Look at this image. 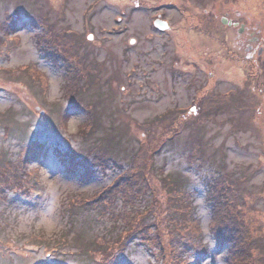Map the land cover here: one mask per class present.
<instances>
[{
	"label": "rangeland",
	"instance_id": "rangeland-1",
	"mask_svg": "<svg viewBox=\"0 0 264 264\" xmlns=\"http://www.w3.org/2000/svg\"><path fill=\"white\" fill-rule=\"evenodd\" d=\"M15 6L13 22L17 25L29 19L32 12L37 17L31 16V23L40 30L45 31L48 22L55 33L68 28L77 34L68 37V43L84 38L82 46L88 49L85 61L95 59L91 67L100 69L95 70L98 82H90L81 105L94 107L98 130H92L88 138L83 132L86 126L81 128V123L88 117L83 107L73 108L67 127L60 129L58 119L68 104L63 94V73L38 56L34 41L38 30L22 25L21 46L10 61L0 58V180L12 179L19 170L24 146L15 137L14 128L20 130L21 126L27 127L19 132L21 138L32 128L46 135L50 132L62 146L81 151L90 148L91 140L111 133L113 140L109 138L103 144L125 163L142 142L138 163L149 164V157H155L154 172H149L148 178L162 211L175 206L168 205V197L178 202V197L171 194L173 189L197 190L191 210L201 220L204 241L189 243L194 257L203 259L212 249L208 264H233V243L219 249L210 234L216 211L207 199L203 180L215 174L228 182L227 195L238 199L237 204L230 202L236 214L235 238L239 243L253 240V249L244 246L246 255L251 257V264H264V51L261 55L255 52L253 59L247 60L244 49L239 50L242 38L237 28L224 27L216 18L227 12L238 16L246 24L247 33L259 32V42L264 46V0H0V19ZM186 8L193 12L185 17L181 10ZM159 14L169 21V31L153 25ZM41 15L47 16V22ZM192 21L199 31L208 28L223 41L227 36L233 52L226 53L227 49L213 38L191 28ZM208 56L212 64L202 62ZM30 60L37 61L49 76L46 94L28 72L4 69ZM212 87L215 94L202 96ZM195 96L204 98L203 110L188 109L194 105ZM181 113H185L184 121L179 119ZM5 123L11 127L6 129ZM178 130L181 134L168 139ZM166 140L163 151L161 148L149 154ZM37 164L43 180L42 188L36 185L33 189H43L37 206L18 201L0 205V264H39L52 249L56 250L49 256L51 264H88L94 256L102 260L119 240L111 245L98 244L104 253L97 254L91 251L94 240L116 237L120 222L100 216L94 207L72 203L79 197L95 195L112 181L113 171L99 173L81 184L65 173L51 151L39 156ZM200 164L202 169L198 168ZM50 168L56 170L55 175ZM136 186L138 194L143 186ZM158 214L157 222L166 235L163 214ZM179 221L193 229L192 220L181 217ZM35 233L54 239L45 243L33 237L41 243L39 250L35 254L20 251L18 246L31 243V237H26ZM59 237L62 244L57 242ZM235 238L230 236L229 240ZM128 252L130 264H155L137 244H132Z\"/></svg>",
	"mask_w": 264,
	"mask_h": 264
},
{
	"label": "trees",
	"instance_id": "trees-1",
	"mask_svg": "<svg viewBox=\"0 0 264 264\" xmlns=\"http://www.w3.org/2000/svg\"><path fill=\"white\" fill-rule=\"evenodd\" d=\"M30 153L32 154V156H38V154H40L44 148L47 149V146L45 143H43L40 140H37L36 143H30ZM50 147V146H49ZM55 152L58 153L61 157H62V162L63 164L67 165L68 167L71 166V164L73 165V163H79V164H83L87 167H90L91 164H89L87 162V160H83V159H77L74 155H72L71 153H67L64 154L62 152H60L58 149H55ZM109 160L111 162H115L113 159L109 158ZM96 163H94L93 165H107V160L104 156L98 158L97 160H95ZM143 169L141 168V170H138L137 172H135V176H137L140 172H141V176L143 175ZM125 180H128L130 182V171L127 172V174L124 176ZM127 203V201H126ZM128 204V203H127ZM152 211L149 212V214L144 215L141 214L138 217L134 218V220L130 223V226H132V231L134 232L135 230H137L139 233L138 235V239L142 242H144L147 245H152L154 242L153 240L156 241L154 236L150 235V230L153 229L156 226V223L153 221V216ZM131 212L125 211L124 215H131ZM231 215V217L233 216L232 213L226 212V211H222L219 214V220L221 224H224L227 222V219L229 218V216ZM141 217H145V219H141ZM142 224V226L140 225ZM127 226H129V223H127ZM176 225H174L173 223H169L168 225V237H167V247L171 244V245H175V246H179L180 244V238H181V232L179 229L175 228ZM156 231H158L156 229ZM159 235H161L159 232H157ZM155 235V234H154ZM172 241H174V243L172 244ZM163 242V236H157V243L161 244ZM177 249V248H175ZM120 256H122V254H120ZM178 256V255H176ZM115 259H110V260H105L104 264H115ZM183 260V258H176L172 261V263L174 264H180L181 261ZM119 263V257H118V261L116 264ZM165 264V262L163 263Z\"/></svg>",
	"mask_w": 264,
	"mask_h": 264
},
{
	"label": "flooded vegetation",
	"instance_id": "flooded-vegetation-1",
	"mask_svg": "<svg viewBox=\"0 0 264 264\" xmlns=\"http://www.w3.org/2000/svg\"><path fill=\"white\" fill-rule=\"evenodd\" d=\"M246 31H244V34H245ZM252 41H256V36H254L252 34V32H250V38L248 40V42L246 43H242V46H244L245 50L246 51H249L250 52V56H253L254 55V51H255V48H256V42H252Z\"/></svg>",
	"mask_w": 264,
	"mask_h": 264
},
{
	"label": "water",
	"instance_id": "water-1",
	"mask_svg": "<svg viewBox=\"0 0 264 264\" xmlns=\"http://www.w3.org/2000/svg\"><path fill=\"white\" fill-rule=\"evenodd\" d=\"M156 24L159 26V27H162L164 28L166 26V24L164 22H161L159 20L156 21Z\"/></svg>",
	"mask_w": 264,
	"mask_h": 264
},
{
	"label": "snow or ice",
	"instance_id": "snow-or-ice-1",
	"mask_svg": "<svg viewBox=\"0 0 264 264\" xmlns=\"http://www.w3.org/2000/svg\"><path fill=\"white\" fill-rule=\"evenodd\" d=\"M50 171H52L53 175L56 174V170L54 168H50Z\"/></svg>",
	"mask_w": 264,
	"mask_h": 264
}]
</instances>
